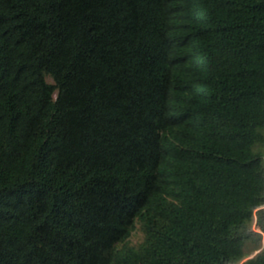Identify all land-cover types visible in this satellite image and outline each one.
I'll use <instances>...</instances> for the list:
<instances>
[{
    "label": "trees",
    "instance_id": "trees-1",
    "mask_svg": "<svg viewBox=\"0 0 264 264\" xmlns=\"http://www.w3.org/2000/svg\"><path fill=\"white\" fill-rule=\"evenodd\" d=\"M0 264H264V0H0Z\"/></svg>",
    "mask_w": 264,
    "mask_h": 264
},
{
    "label": "rangeland",
    "instance_id": "rangeland-1",
    "mask_svg": "<svg viewBox=\"0 0 264 264\" xmlns=\"http://www.w3.org/2000/svg\"><path fill=\"white\" fill-rule=\"evenodd\" d=\"M47 82H48L49 84H52V81H51L50 79H47ZM251 227H252V229H253L255 232H258V233H259V231H258V229H257V227H256V224H255V216H254V218H253V221H252V225H251ZM140 235H141V234H140V225H139L138 223H136V224H135V227H134V229H133V231L131 232V235H130V237H129V242L132 243V244L137 243V242L139 241V239H140ZM260 249H262V247H261ZM259 251H260V250L255 251L254 253H252L251 255H249L248 258L253 257V256H254L255 254H257Z\"/></svg>",
    "mask_w": 264,
    "mask_h": 264
}]
</instances>
